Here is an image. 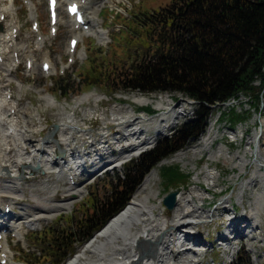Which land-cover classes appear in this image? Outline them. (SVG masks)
I'll return each mask as SVG.
<instances>
[{
    "label": "trees",
    "instance_id": "1",
    "mask_svg": "<svg viewBox=\"0 0 264 264\" xmlns=\"http://www.w3.org/2000/svg\"><path fill=\"white\" fill-rule=\"evenodd\" d=\"M131 18L126 48L118 50V35L108 54L91 42L88 66L79 74V82L59 78L57 91L69 95L96 86L111 95L181 93L197 102L194 117L124 164L113 179L103 180L101 191L90 187L71 215L31 234L32 245L41 247L42 257L34 254L32 264H62L99 231L162 158L203 131L210 113L206 105L240 95L248 99V109L241 105L221 111V120L232 127L264 109V0H169L162 7L139 10ZM159 175L164 192L188 182L178 165L161 167ZM233 264H250L248 255L240 253Z\"/></svg>",
    "mask_w": 264,
    "mask_h": 264
},
{
    "label": "bare ground",
    "instance_id": "2",
    "mask_svg": "<svg viewBox=\"0 0 264 264\" xmlns=\"http://www.w3.org/2000/svg\"><path fill=\"white\" fill-rule=\"evenodd\" d=\"M28 8L31 15L35 16V4L32 1H30ZM13 10L14 2L10 6L0 8V16H10ZM86 10H90V8L86 7ZM90 20V34H93L97 42L101 44L104 40L105 33L100 30V23L95 17H92ZM14 24V18L0 23V30L2 29L0 31V37L2 40H4L5 35L10 31L11 26ZM67 27H70L68 33L71 36L73 35L81 38L84 35L83 33H77L70 20L67 22ZM28 42V37L23 38L20 42L12 41V47H14V49L10 50L11 55L13 51H17V53H21V56H24L25 54H27L25 57L29 55L32 56L33 52L30 51L31 46ZM43 44L44 41L42 43H35L37 49L42 47ZM8 45L9 44L3 46L4 52L7 51L8 48L6 47H8ZM53 69L54 68L51 67L49 72H52ZM16 70L17 66L14 64L13 59L12 61L0 64V212L3 211L6 203H9L10 205L16 203L14 202L16 195H18V198L19 196H23L22 199L20 198L21 202L24 201L22 210H26H23V213L9 216L8 220L4 222L5 229L10 231V233H15L16 236H19L23 225L28 224L29 226H35L39 221L55 216L58 212L67 209L71 205L72 199L81 193V190L77 188L78 186L60 188V186L57 185V182L53 185L38 182L36 189H34L32 185L30 186L32 188L28 189L29 191L26 192L30 195V199L34 201L35 206H33L34 204L30 205L25 199L29 195L24 192V189L21 186V181L35 179L37 177L36 174L39 173V171H42L43 175L50 174L51 176L56 177L54 179L60 180V175L65 164H73L74 166L79 165L77 169H82L83 164L80 163L81 151L79 149L85 145V137L83 138L82 136L90 135V133H82L79 136V139L81 137L83 139H80L81 142H77V138H75L73 134L79 133V131L83 132L84 130H82L83 127L79 126V121L76 119L77 117L75 116V113L70 112L65 118L63 117V119L56 125V128L54 127L53 131L49 134V136L55 138L54 140H51L50 138L48 139L47 137L44 139L33 140L32 137L36 132L31 128L33 124L31 116L37 120V114L33 115L25 107H20L15 114H11L10 110L14 109L15 99L10 103H7L5 99L7 93L3 92L6 88L10 87L11 79L15 77ZM30 72L35 73L34 64L32 65ZM22 87V81L17 79V88L21 90ZM156 96H154L155 98H151L150 96L134 94L126 97L131 103L127 104L126 110L122 108L112 109L113 112L111 113L110 124L118 127L119 130H117V134L119 133L120 128L125 129L131 126H134L135 128L122 134V137L125 138L124 140L128 142V149L121 152L116 157L115 161L108 164L109 166L118 168L126 160L137 156L145 147L153 143L154 136L162 133L164 128L169 125L170 120L175 119L176 115L186 111V108L190 106L186 100H180L179 102L181 103V106L174 111L167 103L169 97H165L162 94ZM39 97L48 104L55 105L54 98L48 93H39ZM90 97H92V94L90 93L83 94L78 98L79 104L84 103ZM94 99L97 101V97H94ZM149 103L153 104L152 106L156 112L151 116L142 115L140 117H135L131 105H146ZM164 106L166 107L164 108ZM82 114L85 116L86 112L85 114L82 112ZM153 121L155 125V133L151 136L145 133L142 126L143 124L145 125V123ZM37 123L39 122L37 121ZM110 124H108V126ZM136 128L138 130H135ZM140 128L143 130H140ZM106 129L107 127H105V130ZM56 134L60 136L59 139H57ZM105 136L107 137V135ZM91 137L93 136L90 135L89 138ZM106 137L103 138L104 141L101 142L102 145L96 147L99 148L100 152L94 149L92 151L96 154H101L102 152L107 153L108 142L105 140ZM127 137L130 138V140H128ZM93 140L94 139L92 138L91 142ZM256 140L257 143L255 150H252V148H247L246 150V153L249 151L248 153L255 154V160H253V162L256 169L254 170L253 177L241 185L236 197L238 202L241 201L243 190H248V188L255 186V180L256 178L258 179L257 182L260 184L261 190L255 195L252 203L253 206L249 211L250 214L248 220H243L244 223L248 224L246 227L249 229L248 231H253L256 228L257 216L261 210H264L262 209L264 208V129H261L260 133H254L247 142V146ZM212 141L213 137L209 130L208 134H206L199 142L194 144L187 151L176 153L174 158L175 160H184L189 154L191 155V158H194L205 152V154H207V160L211 161H214L219 157H224V159L229 161L234 158V160H237L236 164L241 170L250 162L245 158L226 155L221 147L214 149L211 146ZM91 142L88 143V141H86L89 150L95 146V141L93 144H91ZM89 150L86 154L92 153V151ZM57 154H59L60 158H54ZM62 160L64 161L62 162ZM37 168L39 171H37ZM84 173L85 170H82V174ZM203 177L206 186H212L215 182L216 175L211 171H207ZM155 178L156 170H152L143 179L142 183L124 208L112 217L91 239H89L82 248L66 262V264H193V262H195L194 264H198L201 262L202 257H204V244L203 241L198 242V239H195L196 230L198 229L196 226L212 223L213 220H215L213 219L215 211L210 214L208 212L205 213L201 209L205 196L200 190L198 183L196 186H190L187 190L177 192L175 207L170 211V218L166 220L164 209L161 206L162 199H158L159 194L152 189ZM34 190H36V192ZM58 193L64 195L59 201L55 199ZM3 199H6L7 202H3ZM228 199L229 197H225L223 203ZM69 202L70 204L68 205ZM62 207L64 208L57 211ZM223 213L228 215V228L232 229L230 234H233L234 229L239 222L236 223L233 221L234 212L232 208L224 206ZM163 232L165 233L161 237L157 250L153 254H141L143 248L145 249L149 247L150 241L156 240ZM177 232L181 235L177 236ZM247 235L249 237L251 234L247 232ZM235 237L243 236L235 235ZM176 240L186 241L184 248L191 247V249H197L198 253H195L192 258H189L190 260L186 255H172L171 250L175 249L174 242ZM3 246L4 250H1L0 252L7 253L9 257L11 249L8 245V240L3 242ZM155 246L156 245H151L148 251H152ZM136 259H138V261H136Z\"/></svg>",
    "mask_w": 264,
    "mask_h": 264
},
{
    "label": "rangeland",
    "instance_id": "3",
    "mask_svg": "<svg viewBox=\"0 0 264 264\" xmlns=\"http://www.w3.org/2000/svg\"><path fill=\"white\" fill-rule=\"evenodd\" d=\"M32 1L36 6V19L40 23L42 29L41 32L42 37L43 39H45V43L41 49L35 51L36 47L34 43L36 42L35 41L36 36L30 32L29 29L30 18L28 17V14L30 13L26 10V8L22 6L23 4L22 0H15L13 12L10 14V16H6V20L14 18L15 23L19 25L21 29L19 41L25 37H28L29 44L32 43L31 46H32V50L34 51L33 54H34V63H35V73L31 74L30 78H26L24 65L23 64L19 65L17 67L15 77L12 78L10 82V87L13 92L12 100L15 99L14 107L16 112L18 108L25 107L33 115L37 114V120H35V118L31 116L33 121L32 124L33 127L31 126V128H33V131L36 132L33 135L32 139L39 140L41 138L44 139L47 137L48 139L50 138L51 140H54L55 139L54 137L49 136V134L54 129V125H57L63 119V117L65 118V116L70 114V112H73L77 117L76 119L79 121V126L83 127L82 130H84L83 132L79 131V133L73 134V136L77 138V142L79 141L81 142V140L85 137V145L83 147H80L79 149L81 151L80 153H84L86 151L85 148L89 150L88 143L91 142L92 138L94 140L91 142V144H93V142L95 141L94 145L96 144L97 147H100L102 145L101 142L104 141L103 138L106 137L105 135H107L105 140L109 142L107 152H109L111 148L113 150L114 148L115 149L119 148L121 145L124 146L125 143L128 142L124 140L125 138L122 137V134H125V132L127 133L130 130H133L135 127L131 126L125 129L120 128V131L117 134V130H119L118 127L110 124L111 113L113 112L112 109L114 108L116 109L122 108L126 110L127 104L128 103L131 104L130 101L126 99V97L134 95V93H117L112 96L106 94L104 95L105 97L103 99H100L99 101H96V99H94L95 101L88 100L84 104H79L78 98L82 96L85 92L84 93L80 92V94L77 95L64 97L63 95H59L56 92V88H57L56 82L59 77H66L67 75H69L70 78H72L74 73L78 74V69L80 68V66L84 65V62H86L85 50H86V46H88L90 39H93L97 44V46L103 47V49L106 50L111 45L113 36L118 31V29L120 27L123 29L122 26H118V24L109 21L108 20L109 16L106 15L103 10H105L106 8L114 9L117 12H120L125 18H128L129 17L128 13L132 8H134V10H137V8L141 9L142 6L146 10L147 9L152 10L164 6L169 0H107L108 1L107 3L106 0H91L90 3L91 8L87 13H89L90 16L95 17V19L100 23L99 24L100 27L102 26V28L100 29L105 33V37L101 44H99L95 38H87L85 36L80 38L77 48L75 63L73 65H67L65 62L64 51L67 46V40L70 36V34L68 33L70 27H67L68 19L65 17L63 13V9L59 8L58 11L59 13L58 34L55 38H52L47 33L48 19H47V9H46L45 0H32ZM136 3H140V4L136 5ZM8 5L10 4L7 3V0H0V8L6 7ZM130 25H132V23H130ZM126 32L127 31L124 30L123 33H121L116 37L118 43L117 45L119 47L118 49L126 48L128 45L127 44L128 41L127 42L125 41L127 38ZM5 59L6 61L11 60L10 53L5 54ZM44 59H47L50 62L51 66L54 67L52 74H50V76L48 77L43 75L39 69L40 63ZM59 65H65L66 67L65 73L62 76H60L57 73ZM87 66H88V62L85 63L82 70H84L85 67ZM17 79L22 81L23 87L21 90L17 88ZM45 92L51 95L55 99V101H57L56 105L48 104L47 102L40 99L39 93L45 94ZM150 96L151 98H155L154 97L155 95H150ZM164 96L172 97L169 94H164ZM168 104H170V101L168 102ZM176 104L177 106L174 108V110H176L181 106L180 105L181 103H179V101H177ZM152 105L153 104L140 106L133 104L131 105L132 106L131 108L134 110L135 117H140L142 115L141 112L138 111V108L150 107L155 112L156 110H154ZM165 107L166 106H164V108ZM189 108L191 109L189 115L185 117L178 116L176 119L177 124L186 119H189L193 115L192 110L195 109L194 106L191 105ZM82 112H84V114L86 112L85 116L82 114ZM37 121L39 123H37ZM256 121H259V124H257L254 127L253 125L257 123ZM209 123L211 129L213 130L211 134L214 139L213 140L214 149L219 146L226 155L245 158L247 161H250V159L252 160L251 154L248 153L249 151L246 153L247 148L248 149L250 148V146H247V142L249 141L250 137L253 136L254 133H260L261 129H264V119L261 116L254 115L253 118L248 123L243 125H238L233 132L228 131V125L226 124V122H217V115L211 116ZM108 124L110 125L108 126ZM105 127H107L106 130ZM142 128H144L146 134H151V133L153 134L155 128L154 121L150 123L149 122L145 123V125L143 124ZM135 130L138 129L136 128ZM140 130L143 129L140 128ZM88 132L93 137L89 138L90 135H87V136H82L83 138L81 137L80 138L81 140L79 139V136L82 133H88ZM56 135H57V139H59L60 136L58 134ZM128 140H130V138H128ZM86 141H88V143H86ZM192 144L194 145L195 143ZM230 144L234 146L230 147L229 149L228 146ZM93 147L89 151H92L94 149L100 152L99 148H96L95 146ZM150 147L152 146L150 145ZM58 156L59 154H57L55 157ZM104 156H105L104 157L105 161L106 160L109 162L112 161V158L109 157L107 153ZM137 156L133 158H136ZM190 156H191L190 154L186 156V158L180 163V166L185 173H188L190 175L189 185L186 188V190L189 188V186H196V183L197 184L201 183L202 190L201 189L200 190L205 196L201 209L206 213V211H208L209 204L212 203V201H218L223 197H229V199L225 203L223 202L221 203L222 205L217 204L214 209L212 208L213 210L215 209L219 210L217 212L215 211V214L213 215V219L215 217H218L220 219H218L213 223L196 226L198 228L197 229L198 235L196 236L197 238L203 239L207 244L208 242L214 243L216 240V236L222 235V233L225 230H227L226 223L224 221L226 216L223 213V209L221 208H224V206H227L228 208H232V206L235 207L237 211V218H235L234 221L236 222L237 220H242V219L244 220L246 219L247 216H249L250 214L249 211L250 208H252L253 206L252 203L255 198L254 190H258V191L261 190L260 184L257 182L258 179L256 178L255 180V186L248 188V190L246 189L243 190L241 201L238 202L236 200V197L240 190L239 188L241 187V185H243L245 182H247L250 178L253 177V173L256 167L246 166L244 169H242L243 170L242 171L240 167L237 166L236 164L237 160H234V158L229 161L224 159V157L223 158L219 157L216 158L214 161H209L206 158L207 155H205V152L197 155L194 158H191ZM202 157L204 158V160L198 161L197 158H202ZM127 161H125L124 163H126ZM169 162H174V161L170 159ZM214 165H216L217 168L214 167ZM121 166L118 168V171L121 170ZM106 167L109 166H107V164L104 165L96 164L94 167L89 168L88 173H91L97 169H102V171L101 170L96 171L94 175H92L88 179L82 176L81 178L80 176L75 178L76 185H78L77 188L81 190V193L73 199L71 205L69 207L67 206L68 208L65 207L67 209L62 211L60 210L63 209L64 207L58 209L57 211L60 212H58L55 216L49 219H43L31 228H34L35 230H39L42 227H45L53 223L56 217L58 216V214L63 216L73 213L75 210V206L82 201L90 186H98L101 191L102 190L101 185L103 183V180L108 181L109 179H113L115 175L113 170H110L109 174L108 175L106 174V176L105 174H102L103 169ZM207 171H211L216 175L214 184L212 186H208L209 190H207L203 185L205 183L203 176L206 174ZM76 173L79 172L74 171L72 174L75 175ZM36 175L37 177L35 179H26L21 181V186L24 189L25 193L29 191L28 189L32 188L30 187L32 185L33 188L36 189L38 182L48 183L49 185L56 184L57 182V185L60 186V188L72 187L71 185H69V182H67L64 176L60 175V180H56L54 179L56 178L55 176H51L50 174L43 175L42 171L41 172L39 171V173H37ZM193 178L196 182L193 181ZM153 183H154L152 186L153 191L159 194L158 199L160 198L163 199L164 196L163 187L161 185V179L159 178L158 174L156 175L155 181ZM34 191L36 192V190ZM61 195L63 194L58 193L55 199L57 201L61 200L62 197H64V195L63 196ZM20 198L22 199L23 196L21 197L19 196L18 198V195H16L14 200V202H16L13 205L15 209V214L22 213L23 210H26V209L22 210V205L24 204V201L21 202ZM25 199L27 203H29L30 205L34 204V201L30 199V195ZM3 201H7V200L3 199ZM69 204L70 202L68 203V205ZM33 206H35V204ZM161 206L164 209V215H166V218L169 219L170 213L163 207V205ZM28 230L29 229H23L19 237L13 238V240H9L8 241L9 246L14 250H18V251H22L24 248L25 250L28 249L29 241L28 238L25 239V235ZM252 236H253V240L251 241L252 244L249 245L254 246L256 250L255 254L256 256H259V260L261 262L260 264H264V210H261L257 216L256 228L252 231ZM243 242L247 243L249 241H247L245 238L243 241H240L239 243L242 245ZM14 250L10 252V257L14 258L15 260L17 258L18 260L30 259L26 256L23 255L21 256L17 254V252H15ZM223 255H226V253L222 252L218 257L219 264L222 263L228 264L229 262L224 261ZM205 260H206L205 264H207L208 261H211L210 256L208 255V257H205ZM18 264H20V262Z\"/></svg>",
    "mask_w": 264,
    "mask_h": 264
},
{
    "label": "water",
    "instance_id": "4",
    "mask_svg": "<svg viewBox=\"0 0 264 264\" xmlns=\"http://www.w3.org/2000/svg\"><path fill=\"white\" fill-rule=\"evenodd\" d=\"M176 192H171L168 195H166L163 199V205L167 208V210L173 209L175 206V196Z\"/></svg>",
    "mask_w": 264,
    "mask_h": 264
}]
</instances>
